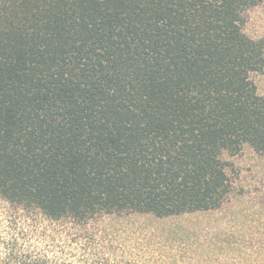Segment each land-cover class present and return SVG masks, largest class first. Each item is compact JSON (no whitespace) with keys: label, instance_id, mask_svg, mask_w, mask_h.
I'll return each instance as SVG.
<instances>
[{"label":"trees","instance_id":"16d2710c","mask_svg":"<svg viewBox=\"0 0 264 264\" xmlns=\"http://www.w3.org/2000/svg\"><path fill=\"white\" fill-rule=\"evenodd\" d=\"M264 0H0V264H143L107 216L220 209L264 157Z\"/></svg>","mask_w":264,"mask_h":264},{"label":"rangeland","instance_id":"374dc122","mask_svg":"<svg viewBox=\"0 0 264 264\" xmlns=\"http://www.w3.org/2000/svg\"><path fill=\"white\" fill-rule=\"evenodd\" d=\"M245 32L264 37V2L248 13ZM254 81L264 96V72ZM225 160L232 193L220 209L167 218L107 216L99 233L114 250L141 255L143 264H264V157L245 146Z\"/></svg>","mask_w":264,"mask_h":264}]
</instances>
